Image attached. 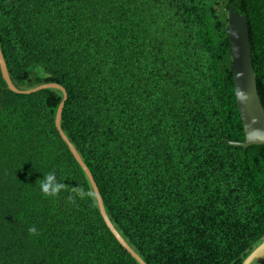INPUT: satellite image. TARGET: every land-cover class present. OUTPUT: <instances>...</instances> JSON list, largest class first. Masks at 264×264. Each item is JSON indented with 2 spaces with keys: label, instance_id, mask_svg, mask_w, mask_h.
<instances>
[{
  "label": "trees",
  "instance_id": "obj_1",
  "mask_svg": "<svg viewBox=\"0 0 264 264\" xmlns=\"http://www.w3.org/2000/svg\"><path fill=\"white\" fill-rule=\"evenodd\" d=\"M230 9L248 17L264 107V0H0L14 85L67 90L63 131L147 264H243L264 237V145H232ZM63 100L14 93L0 66V264H139L56 127Z\"/></svg>",
  "mask_w": 264,
  "mask_h": 264
},
{
  "label": "water",
  "instance_id": "obj_2",
  "mask_svg": "<svg viewBox=\"0 0 264 264\" xmlns=\"http://www.w3.org/2000/svg\"><path fill=\"white\" fill-rule=\"evenodd\" d=\"M228 34L231 43V54L233 61V72L235 82V95L238 102V108L244 124L246 141L243 143H235L232 145L236 147H244L245 149L254 145H264V107L258 91L257 73L255 71L253 62V52L251 47V36L249 30L248 17L246 15H239L233 9L228 12ZM0 66L3 77L8 84L11 91L17 94H33L45 89H57L63 92L64 100L62 101L56 116V127L67 143L71 153L76 161L80 164L86 173L94 193L96 195L101 215L115 236L117 241L135 258L139 264H147L127 243L119 231L115 228L112 221L107 214L103 197L96 183V180L83 161L81 155L71 143L69 138L62 128V117L65 109L66 101L68 99L67 90L58 84H46L30 90H19L13 83L6 60L3 55L0 44ZM263 264L264 263V237L262 243L250 254L243 264Z\"/></svg>",
  "mask_w": 264,
  "mask_h": 264
},
{
  "label": "clouds",
  "instance_id": "obj_3",
  "mask_svg": "<svg viewBox=\"0 0 264 264\" xmlns=\"http://www.w3.org/2000/svg\"><path fill=\"white\" fill-rule=\"evenodd\" d=\"M38 184L40 191L50 198L57 197L61 191L64 189V184L57 179L55 172H49L46 175L43 174V177L38 179ZM77 195L83 198L85 195H90V193H85L82 189L77 191ZM30 234H37V229L33 226L29 228Z\"/></svg>",
  "mask_w": 264,
  "mask_h": 264
},
{
  "label": "rangeland",
  "instance_id": "obj_4",
  "mask_svg": "<svg viewBox=\"0 0 264 264\" xmlns=\"http://www.w3.org/2000/svg\"><path fill=\"white\" fill-rule=\"evenodd\" d=\"M25 87H28V85H26Z\"/></svg>",
  "mask_w": 264,
  "mask_h": 264
}]
</instances>
